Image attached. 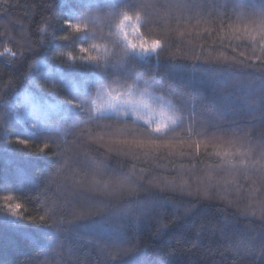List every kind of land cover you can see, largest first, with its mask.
I'll return each mask as SVG.
<instances>
[{
	"label": "trees",
	"instance_id": "trees-1",
	"mask_svg": "<svg viewBox=\"0 0 264 264\" xmlns=\"http://www.w3.org/2000/svg\"><path fill=\"white\" fill-rule=\"evenodd\" d=\"M120 3L0 0V264H264V180L258 172L233 176L221 171L215 167L219 158L208 155L214 151L211 145L202 144L199 156L194 147L191 156H180L179 149L121 154L109 144L115 129L103 123L57 116L50 130L42 132L31 129L23 117V97L34 88L55 103L89 86L95 74L73 75L69 68L79 64L80 47L106 44L113 62L120 59L121 50L107 39L109 23L119 18L111 12L124 11ZM67 20L87 24L88 39L66 28ZM235 21V16L225 18V31ZM220 28L219 14L194 15L177 24L166 9L158 10L142 21L138 35L160 39L162 50L159 57L137 58L136 73L154 85L155 95L191 117L176 136L186 138L191 132L197 138L196 133L210 127L224 147L232 142L258 147L264 137V64L257 60L259 68L245 69L234 63L233 57L244 60L241 52L251 57L246 63L254 57L243 47L235 52L220 47ZM68 54L76 61H68ZM222 54L227 59H217ZM10 80L19 91L5 96ZM80 115L86 118V113ZM17 139H29V146L16 144ZM105 166L109 174L103 172ZM181 170L193 171L183 185ZM93 173L98 183H92ZM151 179L156 182L148 183ZM131 181L138 183L129 186ZM201 186L207 188L204 194L188 190ZM223 187L227 196L216 197L215 190ZM4 196L22 205L19 223L11 218L4 222ZM86 203L99 205L97 212L83 213ZM39 215L47 216L48 226L29 222Z\"/></svg>",
	"mask_w": 264,
	"mask_h": 264
},
{
	"label": "snow or ice",
	"instance_id": "snow-or-ice-1",
	"mask_svg": "<svg viewBox=\"0 0 264 264\" xmlns=\"http://www.w3.org/2000/svg\"><path fill=\"white\" fill-rule=\"evenodd\" d=\"M119 6L124 11L111 12V15L119 18L117 22L109 23L107 39L113 48L121 50L120 59L113 62L111 50L106 44L93 43L89 47H80L79 52L82 55L78 58L79 64L69 65V68L73 75L95 74L94 78L78 96L63 101L57 99L55 103H49L51 97L36 91L35 88L32 94L25 95L23 103L27 109L26 117L34 120L32 127L39 128L42 132L49 131L57 116L61 119L67 116L84 124L103 123L104 127L115 129L114 132L109 133V144L116 145V150L121 154L135 155V150H141L144 155H149L162 149L175 153L179 149L180 156H191L193 154L191 149L194 147L195 154L199 156L202 144L205 148L211 145L214 151L208 155H214L220 161L215 165L216 168L221 171L226 170L233 176L238 173L247 176L251 170L258 172L259 178L264 180V137H261L258 147H245L244 144L235 142L224 147L218 142L221 136L210 127H206L202 133H196L197 138H194L191 132L186 138L175 135L185 119L191 117H186L182 110L174 109L170 101L155 95L154 85L149 81H141L136 73L137 58L152 55L159 57L163 47L162 42L160 39L148 41L137 35L139 43H136L128 39L127 32V28H133L134 34H139L142 21L151 20L152 16L161 9H166L167 15L177 24L190 21L194 15L203 18L205 14L209 17L219 14L222 33L220 47H229L233 52L241 47L248 49L254 57L251 63H246L251 57L244 52L240 53L244 56V60L233 57L232 61L245 69L259 68L257 60L264 64V0H184V2L177 0L176 3L167 4L157 0L150 5H145L141 0H121ZM172 10L179 15L173 16ZM233 16L236 17V21L229 23L225 31L224 19L231 21ZM65 27L72 29L76 34L84 33V37L88 39L87 24L82 25L67 20ZM187 34L191 35V29L187 30ZM184 35V31L179 32V36ZM92 36L95 37V32ZM225 41L228 43L225 44ZM222 58L227 59L223 54L217 59ZM67 59L76 61L77 58L68 54ZM195 59L200 60V56L197 55ZM37 71L40 69L38 68ZM260 71L261 79L264 80V68ZM35 78L39 79V77ZM7 89L5 96L9 91H19L15 80H10ZM52 91L53 89H47L48 93ZM82 113H86V118H81ZM129 117L131 119H128ZM232 123L235 124L236 121L233 120ZM210 131L211 137L208 136ZM15 143L27 148L29 139H17ZM47 147L46 143L39 149L40 153H45ZM103 172L109 174L107 166L103 168ZM97 175L93 173L94 184L99 182ZM103 187L108 189L109 186L105 183ZM3 199L8 201L3 205L6 209L4 222H7L8 218L15 223L23 220L24 217L18 215L22 205L11 203V196H4ZM158 207L163 210L166 205L161 204ZM29 222L34 223L37 228L48 226L46 215H39L38 219L32 217ZM260 254L264 256V243L260 246Z\"/></svg>",
	"mask_w": 264,
	"mask_h": 264
},
{
	"label": "rangeland",
	"instance_id": "rangeland-1",
	"mask_svg": "<svg viewBox=\"0 0 264 264\" xmlns=\"http://www.w3.org/2000/svg\"><path fill=\"white\" fill-rule=\"evenodd\" d=\"M127 32H128V39L129 40H132V41H135L136 43H139V39H137V35L138 34H134V29L133 28H127ZM25 95H29V93H27ZM26 113H27V109L25 108V105H24L23 117L28 122L29 127L31 129H39V128H33L32 127V123L34 122V120L28 119L26 117ZM192 172L193 171H190V170H181L180 171V179H181L180 180V183H181L180 185H183L184 177H186L188 174H191L192 175ZM150 182H156V181L154 179H151L148 183H150ZM134 183L137 184L138 182L131 181V182H129V186H132ZM160 186L161 187H165V188L173 189L172 188V185H166L165 186V184L160 183ZM133 187H134V185H133ZM127 188H129V187H127ZM95 189H98L99 190V187L98 186H95ZM194 189L193 188H191V189L188 188V190H190V192H200L201 194H204L205 191H207V188H204V186H201L199 189H196V188H194ZM188 190L186 189V191H188ZM213 194H215L216 197L224 198V197L227 196V189L225 187H223V188H221L219 190H215V192ZM230 201L233 203V200H230ZM98 206L99 205H96L95 203H86V204L83 205L82 211H83V213H93V212L95 213V212H97V207Z\"/></svg>",
	"mask_w": 264,
	"mask_h": 264
}]
</instances>
